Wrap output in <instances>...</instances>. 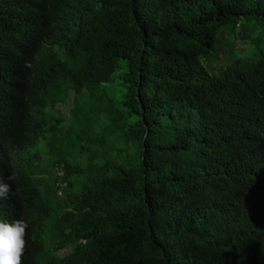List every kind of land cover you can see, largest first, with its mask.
<instances>
[{
	"label": "trees",
	"instance_id": "1",
	"mask_svg": "<svg viewBox=\"0 0 264 264\" xmlns=\"http://www.w3.org/2000/svg\"><path fill=\"white\" fill-rule=\"evenodd\" d=\"M13 172L22 264H264V0H0Z\"/></svg>",
	"mask_w": 264,
	"mask_h": 264
},
{
	"label": "clouds",
	"instance_id": "2",
	"mask_svg": "<svg viewBox=\"0 0 264 264\" xmlns=\"http://www.w3.org/2000/svg\"><path fill=\"white\" fill-rule=\"evenodd\" d=\"M16 180L14 172L6 179L0 175V201L15 195L12 182ZM28 229L29 224L26 220L18 218L9 221L0 211V264H22V257L28 247Z\"/></svg>",
	"mask_w": 264,
	"mask_h": 264
},
{
	"label": "rangeland",
	"instance_id": "3",
	"mask_svg": "<svg viewBox=\"0 0 264 264\" xmlns=\"http://www.w3.org/2000/svg\"><path fill=\"white\" fill-rule=\"evenodd\" d=\"M252 53H253V50H252V48L250 47V49H249L247 52H244V54L242 55V57L250 56V55H252ZM220 65H221V63H213V64L211 65V70L214 71V72H216L217 69H218V67H219ZM211 70H210V71H211ZM116 76H119V72L117 73ZM117 87H118V88L115 89V92H114L113 94H114V97H115L116 99H121V98L123 97L124 92H121V91H120L122 88L119 87L118 83H117ZM71 104H72L71 101L68 102V103H65V104H60V105L58 106V108H56V109L59 110V111H61V112L64 114V116H65L66 118H69V112H70V110H71ZM56 109H55V110H56ZM55 114H58V113L55 112ZM69 148H70V144H69L66 140L62 139V140L60 141L59 149H62V150H64L65 152H68V151H69ZM69 156L78 157V158H77V161H78L79 165H85V164L87 163L86 160H84V161H81V160H80V162H79L78 159H80L81 156H79L77 150H72V151L70 152ZM45 158H48V157H45ZM83 158H84V157H83ZM51 170H52L56 175H57V174L62 175V172H61L62 170H61V167H60V166H57V167H55V168H52V167H51ZM43 238H44V240H45V242H46V244H47V242H48V238H49V235L47 234V232L44 233ZM69 250H70V249H69ZM69 250L62 251V252L58 253L57 256H59V257H64V256H66L67 254H69V252L71 251V250H70V251H69Z\"/></svg>",
	"mask_w": 264,
	"mask_h": 264
}]
</instances>
